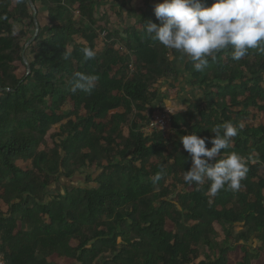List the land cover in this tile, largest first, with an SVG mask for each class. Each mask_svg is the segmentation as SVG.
<instances>
[{
  "label": "trees",
  "instance_id": "16d2710c",
  "mask_svg": "<svg viewBox=\"0 0 264 264\" xmlns=\"http://www.w3.org/2000/svg\"><path fill=\"white\" fill-rule=\"evenodd\" d=\"M39 2L46 22L27 65L30 2L0 0L1 264H264V52L237 61L228 49L196 71L145 31L159 23L155 7L116 28L95 13L103 0ZM75 72L98 77L90 93L71 91ZM180 76L199 96L169 114L168 137L146 130L166 110L163 82ZM224 121L244 125L225 153L246 157L249 171L239 190L212 196L207 182H184L192 158L180 136L196 132L211 147V128ZM76 173L88 185L45 198ZM217 227L223 243L201 256Z\"/></svg>",
  "mask_w": 264,
  "mask_h": 264
},
{
  "label": "clouds",
  "instance_id": "9594fccd",
  "mask_svg": "<svg viewBox=\"0 0 264 264\" xmlns=\"http://www.w3.org/2000/svg\"><path fill=\"white\" fill-rule=\"evenodd\" d=\"M154 13L159 23H147L145 31L166 49L181 53L180 58L191 61L196 71H203L209 58L214 60L228 49L237 61L250 49L264 52V0H213L210 6L202 0H160ZM82 51L86 61L96 56L91 47ZM70 55L65 51L63 59ZM97 79L75 72L71 91L90 93ZM243 127L242 123L224 121L211 128L215 134L210 138L211 147H206L208 138L196 132L180 136L183 148L192 158L190 169L184 172V182L197 186L207 182L212 196L221 190H239L249 171L248 160L238 152L225 150L233 146ZM161 178L159 172L152 177L154 183Z\"/></svg>",
  "mask_w": 264,
  "mask_h": 264
},
{
  "label": "rangeland",
  "instance_id": "374dc122",
  "mask_svg": "<svg viewBox=\"0 0 264 264\" xmlns=\"http://www.w3.org/2000/svg\"><path fill=\"white\" fill-rule=\"evenodd\" d=\"M160 0H130L125 5L122 3V0H103L96 8L95 13L97 16H102L104 13L106 14V17H108L109 21L111 22V27L116 28H122L123 24H132L136 21V19L140 15V10L147 9V8H154L157 3H159ZM30 7L32 9V17L33 21L30 20L27 21V25L25 26L28 29V35L25 39L22 41L23 50H22V56L24 58L25 63L28 60L32 59L31 49L33 48V45L36 44V41L33 39V36L36 32V23L37 24H44L46 22L45 20V12L44 9L39 2V0H35L31 2ZM34 10H35V19H34ZM19 26H21L19 24ZM36 36V35H35ZM102 37L98 40V46L100 47L102 45ZM78 40V39H77ZM69 50H71V47H69ZM28 73V69L26 71ZM183 93L180 95H177V98H175V102H173V105L181 110L184 109L185 105L198 97L197 92H193V94H190L189 92H185L184 96ZM21 163V162H20ZM54 183L48 188L46 199H50L54 196H56L59 193H63L64 189L66 187L71 188L73 186H85L88 184H85L84 182V174L76 173L73 176H70L69 178L65 179L64 177H58ZM94 185V184H89ZM0 207L3 210L7 209V206L3 203H0ZM241 227L237 226L235 227V231H238ZM226 232L222 227H217V233L213 237L214 246L211 249H208V247L201 246L200 252L201 256H209L212 257L215 254V251L217 250V246L222 244L225 238ZM254 238V236H253ZM120 242V239L118 240ZM252 246L259 244L258 240H251ZM62 264H68V261H64Z\"/></svg>",
  "mask_w": 264,
  "mask_h": 264
},
{
  "label": "crops",
  "instance_id": "0c3cea01",
  "mask_svg": "<svg viewBox=\"0 0 264 264\" xmlns=\"http://www.w3.org/2000/svg\"><path fill=\"white\" fill-rule=\"evenodd\" d=\"M178 69H181L180 67H177ZM181 72V70H179ZM170 82L164 81L162 88H160V100L164 101L165 103V109L166 111L169 112V114L172 111H180L177 109L174 105L173 102H175V98H177V95L186 92L187 87L184 86V81H182V77L178 79V84L177 85H171L169 84ZM181 96V97H183ZM182 110V109H181Z\"/></svg>",
  "mask_w": 264,
  "mask_h": 264
},
{
  "label": "built area",
  "instance_id": "2783aa9c",
  "mask_svg": "<svg viewBox=\"0 0 264 264\" xmlns=\"http://www.w3.org/2000/svg\"><path fill=\"white\" fill-rule=\"evenodd\" d=\"M146 130H160L163 132V135L165 137H168L171 134L172 130L169 112L166 110H155L150 117L149 123L146 126Z\"/></svg>",
  "mask_w": 264,
  "mask_h": 264
},
{
  "label": "water",
  "instance_id": "95a60500",
  "mask_svg": "<svg viewBox=\"0 0 264 264\" xmlns=\"http://www.w3.org/2000/svg\"><path fill=\"white\" fill-rule=\"evenodd\" d=\"M29 2H30V4H31V0H29ZM34 19H35V10H34ZM38 24L36 23V32H35V35L37 34V31H38ZM35 35L33 36V39L35 38ZM27 63V62H26ZM27 65H28V63H27Z\"/></svg>",
  "mask_w": 264,
  "mask_h": 264
}]
</instances>
